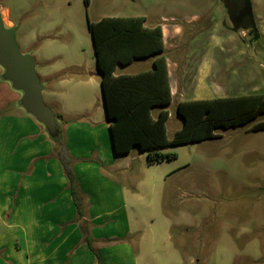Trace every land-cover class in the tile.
<instances>
[{
    "label": "rangeland",
    "instance_id": "374dc122",
    "mask_svg": "<svg viewBox=\"0 0 264 264\" xmlns=\"http://www.w3.org/2000/svg\"><path fill=\"white\" fill-rule=\"evenodd\" d=\"M245 1L244 15L249 18L235 23L222 0H89L88 6L83 0H0V13L8 9L17 46L35 60L40 82L45 80L43 72L53 74L52 93L50 88L43 91L42 100L56 119H106L88 21L143 16L147 26L176 24L181 35L178 40L168 38L174 45L168 54L177 60L180 73L188 64L190 74L197 59L203 54L210 57V80L219 89L208 98L264 94V0ZM137 63L118 70L130 72ZM59 74H67L66 79L57 81ZM86 74L90 80L78 81ZM21 97L22 92L3 78L0 66V118L16 116L21 109L61 150L62 140L51 138L24 110ZM74 97H89L90 109L73 108ZM158 110L153 108L152 114ZM168 110L166 130L172 137L181 126L174 100ZM262 121L264 113L243 125L215 128L213 138L167 146L161 152L176 157L162 163L139 158L131 162V154L121 161L127 166L123 173H115L117 180L130 191L131 185L143 180L137 198L127 197L129 215L144 228L160 227V221L167 219L181 264H188L189 258L190 264H264V129L247 131ZM132 149L146 158V152ZM157 260L167 264L161 256Z\"/></svg>",
    "mask_w": 264,
    "mask_h": 264
},
{
    "label": "crops",
    "instance_id": "0c3cea01",
    "mask_svg": "<svg viewBox=\"0 0 264 264\" xmlns=\"http://www.w3.org/2000/svg\"><path fill=\"white\" fill-rule=\"evenodd\" d=\"M1 11L4 22L14 26L8 9ZM144 25L161 27L171 91L169 105L173 100L176 107L180 101L212 97L219 87L210 80V57L203 54L202 59H197L191 74L187 73L188 64L180 73L177 60L168 54L174 48L168 38L178 40L180 27L170 23L147 26L146 21ZM186 57L189 60L190 53ZM151 60L152 57L134 60L120 66L122 70L139 61L132 71L123 72L117 66L114 73L132 74L148 69ZM52 75L41 74L45 78L43 91L50 88ZM77 79L90 80L91 76ZM70 102L73 108L83 106L87 111L91 105L89 97H74ZM17 110L16 116L0 118V264H163L158 256L167 264L183 262L181 256L174 254L177 245L166 229L167 219L160 221V227L144 228L129 215L127 197L137 198L143 180L131 185L130 191L116 179L115 173L126 170L127 165L123 166L121 161L129 154L131 162L138 158L146 163L147 160L133 149L125 155L114 153L107 118L57 119L63 136L59 150L41 133L40 125L32 117ZM170 117L169 111L167 121ZM66 151L75 162L71 168L82 197L80 216L59 158ZM191 261L189 258L188 264Z\"/></svg>",
    "mask_w": 264,
    "mask_h": 264
},
{
    "label": "trees",
    "instance_id": "16d2710c",
    "mask_svg": "<svg viewBox=\"0 0 264 264\" xmlns=\"http://www.w3.org/2000/svg\"><path fill=\"white\" fill-rule=\"evenodd\" d=\"M88 6L89 0H83ZM145 17H102L87 22L90 32L99 84L109 121L111 144L116 155L128 154L133 147L146 152L148 163H160L176 157L173 152H161L167 146L198 142L216 136L215 128L243 125L264 113V94L214 97L180 101L175 113L181 119L180 128L167 136L166 121L171 102L162 31L159 25L146 27ZM152 57L151 66L132 74L114 73L117 66L134 60ZM67 74H59L63 78ZM159 107L156 115L152 109ZM60 117V116H59ZM264 129V121L255 123L247 131ZM62 132L56 140H62ZM66 150V149H65ZM64 150V151H65ZM68 178L77 213H82L71 157L59 156Z\"/></svg>",
    "mask_w": 264,
    "mask_h": 264
},
{
    "label": "water",
    "instance_id": "95a60500",
    "mask_svg": "<svg viewBox=\"0 0 264 264\" xmlns=\"http://www.w3.org/2000/svg\"><path fill=\"white\" fill-rule=\"evenodd\" d=\"M222 1L229 9L232 19L237 10L236 2L239 0ZM0 66L3 68V78L10 81L13 88L22 92L20 104L24 110L45 127L51 138L60 137L61 129L56 115L42 100L43 85L35 71V60L29 54L20 52L15 41V26L6 24L1 13Z\"/></svg>",
    "mask_w": 264,
    "mask_h": 264
},
{
    "label": "flooded vegetation",
    "instance_id": "af4514ba",
    "mask_svg": "<svg viewBox=\"0 0 264 264\" xmlns=\"http://www.w3.org/2000/svg\"><path fill=\"white\" fill-rule=\"evenodd\" d=\"M236 5H237V10H236V12H234L232 19H231L233 21V23H235L237 19L242 18V17L245 20H247L249 17L244 15L246 10H247V7H248L246 1L245 0H239V2H236Z\"/></svg>",
    "mask_w": 264,
    "mask_h": 264
}]
</instances>
